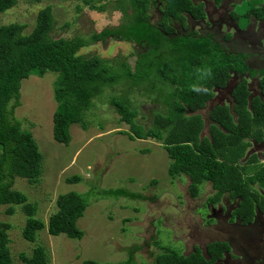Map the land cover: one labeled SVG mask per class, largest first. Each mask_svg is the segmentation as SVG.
I'll use <instances>...</instances> for the list:
<instances>
[{
    "label": "trees",
    "instance_id": "obj_1",
    "mask_svg": "<svg viewBox=\"0 0 264 264\" xmlns=\"http://www.w3.org/2000/svg\"><path fill=\"white\" fill-rule=\"evenodd\" d=\"M81 1L98 13L106 9L103 0ZM249 1L244 13H230L242 29L251 17L264 20V5L256 8L257 0ZM150 2L160 13L153 22L149 15ZM16 3L17 0H0V13ZM114 4L122 12L131 11L128 22L118 30L104 29L87 38H53L51 6L38 11L28 34L23 33L26 26L21 23L0 25V207L8 206L6 213L12 214L14 206H22L27 217L22 237L27 242H33L36 232L45 227L34 217L35 206L27 202L23 193L13 189L15 178L35 183L41 173L37 143L14 119L13 112L20 105L22 80L52 72L56 74L53 83L56 107L52 115V136L56 142L69 144L73 124L86 130L89 125L86 114L92 107V99L102 96L107 87L123 84L126 91L108 99L119 121L128 126L123 134L131 140L151 139L161 144L171 161L168 174L172 178L187 177L192 196L197 195L200 184L208 182L213 190L206 199L208 204L219 203L225 195L235 202L230 210L231 221L237 219L241 224H249L258 216L264 218V166L256 164L254 152L245 157L251 144L261 143L264 136V67L251 69L246 54L229 52L213 33L196 31L187 25L188 19L201 22L207 18L202 2L114 0ZM176 24L180 32L174 28ZM109 37L140 47L133 65L127 59L109 62L98 55L79 53L82 48ZM232 73L258 79V92L253 94L247 80L241 79L231 91L232 108L220 104L212 107L207 114V134L201 136L205 124L198 111L214 98L215 90L227 86ZM192 85H202L207 91H192ZM135 88L158 99L165 107L162 113L153 115L149 126L136 120L138 113L129 97ZM82 180L74 176L66 182ZM98 194L144 200L140 194L123 189L95 190L94 187L83 194L72 191L58 195L57 211L47 221L48 234H64L80 240L84 232L78 228L77 220ZM8 229L9 224L0 221V264H48L42 248L33 250L29 258L20 253V262L15 263L7 246ZM151 243L159 248L154 264H214L229 250L227 243L213 242L206 246V256L197 247L184 256L175 249L159 246L155 240ZM134 263L130 250L127 260L119 264ZM81 264L110 263L85 260Z\"/></svg>",
    "mask_w": 264,
    "mask_h": 264
},
{
    "label": "rangeland",
    "instance_id": "obj_2",
    "mask_svg": "<svg viewBox=\"0 0 264 264\" xmlns=\"http://www.w3.org/2000/svg\"><path fill=\"white\" fill-rule=\"evenodd\" d=\"M194 2L204 4L207 18L201 22L188 19L187 25L196 31L213 33L221 43L225 34L236 33L234 26L230 25L229 12L242 14L249 7L248 0ZM101 3L106 5V9L98 13L90 10L81 0H17L13 8L0 13V25L21 23L26 26L23 33L28 34L35 25L38 11L46 6L52 7L53 38H87L104 29L118 30L128 22L130 10L120 11L114 0L109 3L103 0ZM149 8L151 21H156L160 16L157 6L150 2ZM174 28L180 32L181 28L177 24ZM258 32L254 30V33ZM236 37L241 40V36ZM239 42L243 44L244 41ZM261 44L264 46V41ZM140 50L133 43L109 37L104 42L82 48L79 53L98 55L109 62L116 58L127 59L133 65ZM258 51L247 48L244 53L251 55L254 62L261 65L264 63V52ZM55 78V73L46 72L42 77L31 75L22 80L20 105L13 112L21 128L32 134L41 155V173L37 182L30 183L17 177L13 189L27 197V202L35 206L34 217L45 225L43 230L36 232L33 242H27L22 237L27 218L22 206H14L12 214L6 213L8 206L0 207V221L9 224L7 246L15 263L20 262V253L29 258L33 250L42 248L48 264H81L85 260L119 264L127 260L130 250H133L134 264H154L159 248L151 243L153 240L159 242V246L170 247L184 256L190 254L194 247L206 256V245L217 238L232 243L231 250L223 256L225 261L221 264H232L241 256L239 245L242 243V228H228L224 223L235 202L225 195L219 203L208 204L206 199L213 194L208 182L200 184L197 195L192 196L188 190L187 177L180 175L172 178L168 174L171 161L161 144L151 139L131 140L123 134L128 131V126L119 121L118 114L108 102L109 97L121 96L126 91L123 84L107 87L102 96L92 99V107L86 114L89 124L86 130L79 124H73L69 144L56 142L52 136V115L56 107L53 98ZM249 82L252 93H257L256 81ZM235 84L236 80H232L226 89L215 90L213 100L198 111L205 124L201 136L207 134V114L212 107L220 104L231 109L230 91ZM129 97L138 113L136 120L144 126L150 125L156 112L162 113L165 109L158 99L143 93L139 88L133 89ZM256 149L257 145L251 144L245 157ZM260 152L264 153V150ZM245 157L240 165L244 163ZM74 176H80L83 180L78 183L66 182ZM93 187L95 190L123 189L140 194L144 200L101 197L98 194L77 220L78 228L84 232L80 240L67 238L64 234L49 235L47 221L57 211V196L72 191L83 194ZM243 230H250L246 234L255 236H261L264 231L257 225ZM260 239L258 237L256 241ZM259 250L264 253L263 247L259 246Z\"/></svg>",
    "mask_w": 264,
    "mask_h": 264
},
{
    "label": "flooded vegetation",
    "instance_id": "obj_3",
    "mask_svg": "<svg viewBox=\"0 0 264 264\" xmlns=\"http://www.w3.org/2000/svg\"><path fill=\"white\" fill-rule=\"evenodd\" d=\"M263 5H264V0H257V3L254 6L256 8H260ZM230 13L231 12H229V14H228L230 25L234 26L233 28L236 31V33H234V32L232 33L231 32L230 34H225L223 36V41H222V43H224V45L221 42L218 41L222 45V47L224 49H226L227 51L233 52V53L246 54V53H244V51L247 48H254V50L255 49H259L260 51H258V52H264V46L261 44V42L264 41V20H260V19H256L254 17H251L249 19V22L245 26V28L242 29L241 27H239V23L237 24L232 19ZM234 13H236V12H234ZM256 29L259 30L258 33H254V30H256ZM227 35H230V38L226 39L225 37ZM236 35L241 36L242 42L244 41L243 44H248L247 42H250V43L246 47L240 48V46H242L243 44L241 42H239L241 40H239L236 37ZM243 35H247V36L243 37ZM261 37H262V39H261ZM246 55H247V62L246 63L251 69L260 70V69H262L264 67V63L261 64V65H258V64H256V62H254V60H253L254 58L251 55H249V54H246ZM244 78L247 80L248 89H250L249 88V85H250L249 81H256V84L258 86V79L251 78V77H249L248 75H245V74L239 75V74H235V73H232L230 75V78H229V80L227 82V86H228L229 82L230 83L232 82V80H236V84H237L241 79H244ZM236 84H235V86H236ZM226 87L224 89H226ZM232 89H231V91H232ZM221 90H223V89H221ZM231 91H230V96H231ZM231 102H232V98H231ZM231 108H232V106H231ZM254 144L257 145V149H256L257 151H254V154H256L257 161H258V162H256V164L264 166V162H263L264 161V155H263L264 153L260 152L261 150H264V136H263V139H262L261 143H254ZM262 157H263V159H261ZM223 198H224V196L222 197V199ZM233 208H234V206H233ZM229 216H230V212L228 213V216L226 217L227 219L224 220V223H225L226 227L229 228L230 226H233V227L237 226L239 228H242L243 233L241 234L240 240L242 241V243H244V244L241 243L239 245L240 246V254H241V256L239 258H237L232 264H264V259H263L264 258V253H261V251L259 250V246L264 248V231H263V234H261V236H258V235L255 236L254 234H246V233L250 232V230H246V231L243 230L244 228H247L249 226H255V225H257L259 227H262V229H264V218H262L261 216H258L256 218L257 222L255 221L256 220L255 219L253 222H251L249 224H241L240 221L237 220V219H235L234 221H231ZM213 219H217V217H215V218L213 217ZM258 237H261V239L256 241V239H258ZM213 242L222 243L223 241L220 240V238H217ZM213 242H210V243H213ZM224 243H227L229 245V250L223 252V256L228 254V252L231 250V247H232V243L230 241L229 242H224ZM248 247H251V248H253L255 250L252 251ZM260 254H261V257H259ZM223 256L218 261H216V263H214V264H221L222 262H224L225 260H224Z\"/></svg>",
    "mask_w": 264,
    "mask_h": 264
},
{
    "label": "clouds",
    "instance_id": "obj_4",
    "mask_svg": "<svg viewBox=\"0 0 264 264\" xmlns=\"http://www.w3.org/2000/svg\"><path fill=\"white\" fill-rule=\"evenodd\" d=\"M210 69L207 71V75H210ZM191 90L195 92H206L207 89L203 87L202 85H192Z\"/></svg>",
    "mask_w": 264,
    "mask_h": 264
}]
</instances>
